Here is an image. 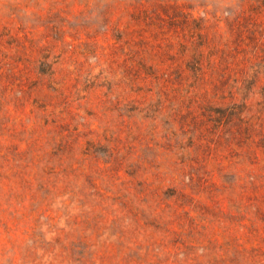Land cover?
I'll use <instances>...</instances> for the list:
<instances>
[{"label":"rangeland","instance_id":"obj_1","mask_svg":"<svg viewBox=\"0 0 264 264\" xmlns=\"http://www.w3.org/2000/svg\"><path fill=\"white\" fill-rule=\"evenodd\" d=\"M0 264H264V0H0Z\"/></svg>","mask_w":264,"mask_h":264}]
</instances>
